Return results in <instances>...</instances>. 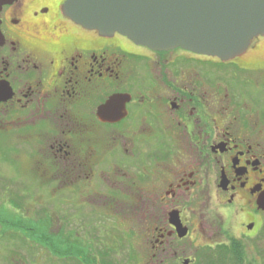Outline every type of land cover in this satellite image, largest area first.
I'll use <instances>...</instances> for the list:
<instances>
[{"label": "flooded vegetation", "instance_id": "1", "mask_svg": "<svg viewBox=\"0 0 264 264\" xmlns=\"http://www.w3.org/2000/svg\"><path fill=\"white\" fill-rule=\"evenodd\" d=\"M66 2L0 5V159L7 163L0 165V240L26 239L6 230L12 220L4 204H16L22 187L53 184L56 168L64 190L80 178L78 198L103 197L105 207L94 212L112 219L94 236V254L84 236L83 259L63 264H116L115 220L131 218L128 208L137 205L157 210L159 255L171 238L200 236L201 263L262 264L264 36L230 60L156 50L85 28L66 13ZM116 95L123 109L102 120L101 106ZM18 158L32 159L29 169L13 166ZM29 171L46 180L22 182ZM178 217L188 230L183 238ZM178 256L184 264L197 260ZM0 264L28 262L12 256Z\"/></svg>", "mask_w": 264, "mask_h": 264}, {"label": "rangeland", "instance_id": "2", "mask_svg": "<svg viewBox=\"0 0 264 264\" xmlns=\"http://www.w3.org/2000/svg\"><path fill=\"white\" fill-rule=\"evenodd\" d=\"M100 136L106 138L107 135L102 132ZM5 160L6 159L1 158L0 165H7ZM16 160L17 163L13 166H17L20 170H24L26 167V169H29V166H31L30 161L32 159L30 158H18ZM8 161L11 162L12 159H8ZM36 161L39 160L33 158L32 164ZM107 165L109 164L107 163ZM104 167L107 166L105 165ZM32 172L33 173L29 171L21 174L22 182L35 180L39 183L40 181L46 180L47 175L45 176L44 174H37L38 172ZM61 175L59 170L55 168L53 169L52 182L55 184L57 183V185L53 186L54 183L49 185L40 184L33 187H22L16 190L15 192L17 193L15 198L17 203L14 204L9 200L4 204L7 210L5 213L9 215L12 220V222L5 223L7 227L9 226L6 230H20L21 233L19 234L25 235L26 239L28 238L29 240H31L29 238L30 234H33L34 231L39 230L42 233L49 232L62 237L67 243L70 242L75 244L77 249H79L80 241L83 240L85 236L86 241L90 242L89 247H86V249L94 254L95 251H92L90 248L93 245L92 241L94 242L95 240L94 236L96 234L102 235V233L105 232V228L109 226L107 222H109V220L112 221L109 217H104V214L101 212H94L97 206L100 207L101 205L104 208V203H106V201L103 197L99 199L91 197V199L95 200L92 202H89V197H86V199L82 198L81 201L77 195V193H79V187L82 186L81 181H79L80 178L77 183L70 185V190H64L62 185L58 184L61 183ZM91 181L93 182L94 179ZM98 181L100 180L98 179ZM105 185L109 187L108 183H105ZM11 191L14 194V190ZM121 208L123 210L127 209L126 206ZM128 209L131 211V218L123 220L119 216L118 218L120 219L115 220L118 224L114 230L117 232V252L114 255L116 264H184L182 262L183 260H180L178 255H185V257H192L193 259L196 257L197 260L195 263L192 262L191 264H208L206 260L202 263L199 261L200 254L202 253L201 247L206 246L205 238L200 236L196 237L193 241L190 238H185L183 240L171 238L170 244H165V247L171 248L169 252L159 255V251H161V249L158 248L160 246V241L158 234H155L156 227L159 225L157 210L154 212H148V210L142 211V205L129 206ZM81 210L85 215H80ZM119 212H121L120 209ZM15 223H18V225ZM84 223L87 227L84 226ZM4 238L5 239L2 238L0 240L1 262L10 260L12 256H15V258L19 257L23 261L28 262V264H51L50 262L54 264H63L64 262H71L68 260H61L58 256L49 254L44 246L43 248L39 243L33 242V240H31L32 242H28V244L24 237L20 240L14 237L10 239L8 237ZM67 243L64 244L66 249L69 248ZM12 245H16L19 248L21 247V249H18L17 252L14 250L15 253L14 251L11 252L10 247H12ZM64 246L58 247L62 249ZM6 248L9 251H7V253H5ZM154 253H157V256H154ZM203 258L205 259L204 255ZM216 264L223 263L219 262ZM227 264L233 263L227 262ZM251 264H256V262H251ZM262 264H264V260Z\"/></svg>", "mask_w": 264, "mask_h": 264}, {"label": "water", "instance_id": "3", "mask_svg": "<svg viewBox=\"0 0 264 264\" xmlns=\"http://www.w3.org/2000/svg\"><path fill=\"white\" fill-rule=\"evenodd\" d=\"M13 0H0V5ZM64 9L77 23L102 35L120 33L156 50L183 48L222 60L245 53L264 36V0H67ZM124 97L100 108L102 120L121 111ZM181 238L188 230L173 221Z\"/></svg>", "mask_w": 264, "mask_h": 264}, {"label": "trees", "instance_id": "4", "mask_svg": "<svg viewBox=\"0 0 264 264\" xmlns=\"http://www.w3.org/2000/svg\"><path fill=\"white\" fill-rule=\"evenodd\" d=\"M120 235V234H119ZM118 235V236H119ZM31 240H33V242H37L39 243L41 246L44 247H49L53 253V255L58 256L61 260H69L71 262H78L81 259H83V254L82 251H80V248L77 249V246L75 244L72 243H67V241H64L62 237L56 235V234H52V233H42L39 230L38 231H34L33 234H30L29 237ZM68 244V249L65 248L64 244ZM64 246V248H60L58 246ZM86 256V255H85ZM88 257L86 256V258L84 260H87ZM207 262V261H206ZM222 263L221 258L220 257H215L214 260H209V264H216V263Z\"/></svg>", "mask_w": 264, "mask_h": 264}]
</instances>
